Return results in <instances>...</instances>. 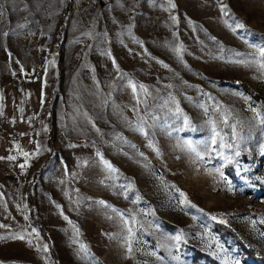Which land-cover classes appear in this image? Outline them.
<instances>
[{"label":"rangeland","instance_id":"obj_1","mask_svg":"<svg viewBox=\"0 0 264 264\" xmlns=\"http://www.w3.org/2000/svg\"><path fill=\"white\" fill-rule=\"evenodd\" d=\"M69 1L0 0V264H264V0Z\"/></svg>","mask_w":264,"mask_h":264},{"label":"trees","instance_id":"obj_2","mask_svg":"<svg viewBox=\"0 0 264 264\" xmlns=\"http://www.w3.org/2000/svg\"><path fill=\"white\" fill-rule=\"evenodd\" d=\"M65 2H66V8H67L65 15H68L72 10V4L69 0H65ZM233 84L236 85L237 87H239L243 92L247 93L251 98H257L256 94L246 85L239 83V82H235ZM34 201H35V197H34V193H33V188L29 187L28 193H27V207H28L29 215L31 216L30 220L34 224V226H36V228L41 232L43 237L46 239V235L44 234L43 227H42L40 221L36 218L37 213H35V211L33 210ZM239 249L241 250L242 254L246 258L251 259L254 257L253 253L249 252L245 247L239 246Z\"/></svg>","mask_w":264,"mask_h":264},{"label":"snow or ice","instance_id":"obj_3","mask_svg":"<svg viewBox=\"0 0 264 264\" xmlns=\"http://www.w3.org/2000/svg\"><path fill=\"white\" fill-rule=\"evenodd\" d=\"M236 28H244L243 23L237 21V23H236ZM262 52H264V50H262ZM140 87H141L142 89L144 88L143 85H141ZM133 90L135 91V85H133ZM185 123H187V118H185ZM213 143H215V140H213ZM193 150H194V149H193ZM105 164H106V166H107L108 168H110V169L112 168V166H111L110 164H107V162H105ZM112 170L115 171V169H112ZM181 195H183V194H181ZM101 203H103V202H101ZM213 219H215V217H213ZM20 238L22 239L23 237H20ZM176 239L179 240L180 237L177 236Z\"/></svg>","mask_w":264,"mask_h":264}]
</instances>
